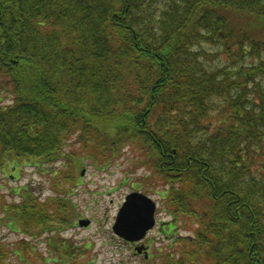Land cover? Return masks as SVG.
Returning <instances> with one entry per match:
<instances>
[{
	"label": "trees",
	"instance_id": "16d2710c",
	"mask_svg": "<svg viewBox=\"0 0 264 264\" xmlns=\"http://www.w3.org/2000/svg\"><path fill=\"white\" fill-rule=\"evenodd\" d=\"M127 149L171 218L156 264H264V0H0V173L52 191L0 219L69 262L77 172Z\"/></svg>",
	"mask_w": 264,
	"mask_h": 264
},
{
	"label": "rangeland",
	"instance_id": "374dc122",
	"mask_svg": "<svg viewBox=\"0 0 264 264\" xmlns=\"http://www.w3.org/2000/svg\"><path fill=\"white\" fill-rule=\"evenodd\" d=\"M84 164L77 172L78 182L71 196L77 215L72 228L65 231L60 237V239H67L68 245L71 247L72 259L69 263L61 256H58V259H54L53 262L50 260L55 250L54 241L48 242L46 235L41 234L31 239L30 236L24 235L19 230L12 231L3 219H0V241L7 243L13 249L18 245L16 242L29 243L34 250L30 251L27 248V252L21 254V259L27 260L28 263L39 260L37 264H156L159 262V259L155 258L156 256L162 253H166L168 256L171 250L168 247L170 243L167 239L168 234L165 236L159 232V227L171 218L162 211L161 198L153 190L158 187L162 189V184L152 187L153 189L144 186L147 184H142L139 178H142L146 172L137 161L131 160L128 149L108 167H95L86 160ZM33 169L30 166H23L19 172L0 174V188L8 201L11 199L18 201L19 188L26 184L35 191L36 195L41 196L42 194L46 197L52 193L48 187L46 190L49 183L46 175H41L40 171ZM82 169L85 173L79 177ZM131 191H140L150 196L157 206L155 218L158 226L150 231L144 240L150 246L147 260L133 255L132 249L117 238L111 229L125 195ZM4 214V212H0V216ZM80 218L88 219L89 225L79 226L77 220ZM192 229L193 224L179 221L171 232H178L175 235L177 237L192 234ZM19 251L20 249L16 248L13 253L8 254L7 264H22L15 254ZM41 257H47L48 261L44 263L41 261Z\"/></svg>",
	"mask_w": 264,
	"mask_h": 264
},
{
	"label": "water",
	"instance_id": "95a60500",
	"mask_svg": "<svg viewBox=\"0 0 264 264\" xmlns=\"http://www.w3.org/2000/svg\"><path fill=\"white\" fill-rule=\"evenodd\" d=\"M154 209V203L147 196L138 192L127 195L116 217L115 233L131 241L141 239L154 224Z\"/></svg>",
	"mask_w": 264,
	"mask_h": 264
}]
</instances>
